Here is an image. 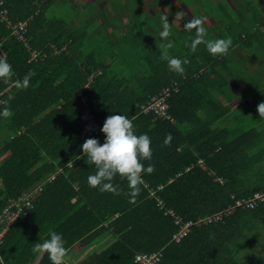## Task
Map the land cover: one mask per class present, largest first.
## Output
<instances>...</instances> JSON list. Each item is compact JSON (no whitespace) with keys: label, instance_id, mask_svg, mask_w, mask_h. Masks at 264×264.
Wrapping results in <instances>:
<instances>
[{"label":"trees","instance_id":"1","mask_svg":"<svg viewBox=\"0 0 264 264\" xmlns=\"http://www.w3.org/2000/svg\"><path fill=\"white\" fill-rule=\"evenodd\" d=\"M52 1L0 0V11L5 9L11 21L28 20L25 43L0 16V53H6L15 73L12 83L0 80V97H11L13 113L10 118L0 115V156L7 152L0 160V211L8 198L42 186L33 207L4 234V264H51L47 253H33L32 247L52 231L62 235L67 248L87 236L104 237V247L76 264H136V254L152 252H160L159 264H264V237L253 236L264 232V201L236 209L223 223L193 224L180 242L172 240L178 228L175 216L195 222L264 188V117L257 112L264 102V0L126 2L129 19L122 29L121 0H54L73 6L74 17L68 18L48 16ZM87 9L94 17L88 21L84 15L82 24L77 15ZM98 11L102 16L95 19ZM162 16L171 23L170 55L190 61L182 76L160 58L158 45L167 42L160 36ZM194 16L206 17L208 39L232 38L227 55L212 56L204 44L191 50L195 32L183 25ZM52 44L58 49L64 45L65 51L53 55ZM32 49L39 51L35 60H29ZM252 62L258 65L255 70L249 67ZM29 70L35 73L29 87L16 88L14 82ZM165 87L172 90L167 110L174 122L141 111ZM85 108L101 128L107 116L122 114L133 121L137 135L151 138L152 157L142 162L152 171L143 174L147 186L141 185L135 203L119 175L112 181L116 192L88 185L87 177L96 169L85 163L81 145L88 138L101 144L104 139L81 119ZM182 112L192 113L193 120L181 118ZM201 113L209 122L229 119L230 113L231 126L241 122L242 130L233 125L230 140L207 151V133L197 130L198 121L205 123ZM169 133L172 139L165 145ZM194 142L200 153L187 148Z\"/></svg>","mask_w":264,"mask_h":264},{"label":"clouds","instance_id":"2","mask_svg":"<svg viewBox=\"0 0 264 264\" xmlns=\"http://www.w3.org/2000/svg\"><path fill=\"white\" fill-rule=\"evenodd\" d=\"M177 15L183 17V13H177ZM205 21L206 17L194 16L183 25L185 31L195 32L190 43L191 50L195 52L199 45L204 44L212 56L227 55L233 44L232 38L227 36L208 39V32L204 27ZM161 26L160 36L167 42L158 45L160 58L167 62L170 71L182 76L185 73L184 66L190 61L186 58L180 59L170 55V49L174 47V42L169 39L172 29L167 16L161 17ZM14 75L6 53H0V80L12 83ZM34 75L35 73L29 70L22 80L14 82L15 87L21 90L27 89ZM10 99L11 97L7 100H0V105H4L0 115L5 118H10L13 115L10 106H8ZM257 112L260 117H264V102L257 105ZM100 131L105 136L102 144L96 138H88L81 145L85 163L94 165L96 169L94 174L87 177L88 185L92 188H98L101 192H116L118 185H114L112 181L119 175L127 181L131 202L135 203L143 184V174L146 171H152L151 165L146 169L142 162L150 160L152 157L151 138L147 134L137 135L134 131L133 121L122 114L107 116ZM171 139L169 133L165 138V145L170 144ZM76 159H81V157L77 156ZM32 252L36 254L47 253L51 264H66V257L69 255V249L65 247V240L61 234L55 231L49 233V238L34 243ZM0 264H4L2 256H0Z\"/></svg>","mask_w":264,"mask_h":264},{"label":"built area","instance_id":"3","mask_svg":"<svg viewBox=\"0 0 264 264\" xmlns=\"http://www.w3.org/2000/svg\"><path fill=\"white\" fill-rule=\"evenodd\" d=\"M1 4V2H0ZM1 20H5L6 27L11 29V33L18 39L26 43L25 33L27 30L28 20H17L15 22L11 21L6 16V10H1ZM39 55V51L36 49H32L30 51L29 60H35ZM172 90H177V87L174 86ZM169 87H165L161 90L158 95L152 96L149 101L141 106V111L144 113L152 112L155 114L156 118H166L173 121V118L168 113V104L167 98L172 91ZM78 96H80V100L82 102L86 101V97L82 95V90L78 92ZM0 100L1 97H0ZM81 119L86 122L87 128L91 130L95 135H99L101 139H105L104 134L100 131L101 127L99 123H97L92 117L88 108H85L81 111L80 114ZM3 156H0V160ZM71 166V163H69ZM54 178V174H52L48 179L52 180ZM3 186L2 179L0 177V188ZM42 186L38 185L34 189L24 192L16 198H8L6 200L5 205L0 211V245L2 243V239L4 237L5 232L7 231L10 224L20 215L26 213L27 210L33 207V200L41 191ZM264 201V188L263 190H259L253 194L252 197L246 199H236L235 204L242 207L243 209H251L254 208L258 203ZM158 205L161 207V201L158 200ZM231 207H228L224 211H220L206 217H202L197 219L195 222L193 221H183L181 217L175 216V223L178 225L177 231L172 235V240L175 242H180V240L190 231V227L194 225H199L202 223H212L222 221L223 218L231 212ZM169 212L171 215L172 211ZM160 252H152V253H138L134 256V263L136 264H159L160 262Z\"/></svg>","mask_w":264,"mask_h":264},{"label":"crops","instance_id":"4","mask_svg":"<svg viewBox=\"0 0 264 264\" xmlns=\"http://www.w3.org/2000/svg\"><path fill=\"white\" fill-rule=\"evenodd\" d=\"M90 1V0H89ZM100 17L98 16H95V19H99ZM113 33V32H112ZM114 39V38H113ZM51 47H52V49H53V52H52V54L53 55H55V54H58L59 52H63V51H65L64 49H65V46L64 45H62L59 49L54 45V44H52L51 45ZM241 55V54H240ZM97 72H99V70L97 71ZM2 99V98H1ZM220 100H221V103L223 104V105H225L226 104V101H225V99H223V98H219ZM3 100V99H2ZM239 110L240 111H242V101L240 102V106H239ZM201 118L204 116V118H202V120H204L205 121V123L204 122H202V121H198V123H197V121H196V123L198 124L197 125V130H199V129H201L204 133H207V137H208V139H209V141H208V143H207V145H206V149H207V151L210 149V148H212V147H216V149H218L219 147H220V145L222 144V142L223 143H226V142H228L229 140H230V135H229V130H231V128H232V126L234 125V127H238L240 130H242V123L240 122L238 125H236V124H233L232 126H231V120H230V113H228V117H229V119H226V118H222V121L221 122H219V120L218 121H216V122H209V120L207 119L206 120V118H205V115L206 114H198ZM181 118H184L185 116H187V117H189L191 120H193V115H192V113H185V116L183 115V112L181 113ZM156 118V117H155ZM172 122H174V119H173V121ZM228 130V131H227ZM200 131V130H199ZM220 133H221V136H218V140H214V138H215V136L216 135H220ZM210 134V135H209ZM221 142V143H220ZM195 143V144H194ZM192 145H189V146H187V148H189L190 150H192V149H198V152H199V142H194ZM202 149L203 148H201V152H203L202 151ZM200 153V152H199ZM5 154H7V152L6 153H4V154H2V155H4L5 156ZM3 156V157H4ZM2 157V158H3ZM203 158H199L198 159V161H197V163H200V164H202L203 163ZM72 165V164H71ZM61 171V169L60 168H58L57 169V171H56V173H59ZM51 176V175H50ZM49 176V177H50ZM0 177H1V175H0ZM48 177V178H49ZM1 179H2V177H1ZM143 179V178H142ZM2 183H3V179H2ZM143 183H144V185H146L147 186V183H146V181L143 179ZM3 187V186H2ZM1 187V188H2ZM0 188V189H1ZM152 193H154V191L153 190H151V189H149V197H151V194ZM236 199H239V198H236ZM236 199L234 200V203L233 204H229L228 205V207H231V212H229L224 218H223V220L222 221H219V222H212V223H202V224H205V225H209V224H219V223H223L224 221H225V218L226 217H228V216H230L236 209H238V208H240L241 210L243 209L242 207H240V206H238V205H236L235 204V201H236ZM72 200L74 201V198H72ZM227 207V208H228ZM226 210V209H225ZM246 210H248V209H246ZM28 211V210H27ZM26 211V212H27ZM220 211H224V210H219V211H216V212H214V213H217V212H220ZM214 213H212V214H214ZM25 214V213H24ZM23 214V215H24ZM21 215V214H20ZM239 224H241V221L239 222ZM200 225V224H199ZM241 226H239V228H240ZM28 229H30L31 230V228H30V226H28ZM84 239H85V243L84 242H82V241H84ZM84 239L83 240H81V242H79V244H77V245H75V246H73V247H71V248H68L69 249V255H68V257H66V264H76L78 261H80V260H82V258L83 257H85L89 252H91V251H95V250H98V249H100V248H102L103 246L102 245H104L105 244V242H104V237H102V236H96V237H84ZM24 242H25V236H23L22 237V239H21V241H20V243H19V248H22V245L24 244ZM95 243H98V246L96 247L94 244ZM18 245V244H17ZM29 264H35V263H29Z\"/></svg>","mask_w":264,"mask_h":264},{"label":"rangeland","instance_id":"5","mask_svg":"<svg viewBox=\"0 0 264 264\" xmlns=\"http://www.w3.org/2000/svg\"><path fill=\"white\" fill-rule=\"evenodd\" d=\"M84 1H89V0H84ZM91 1V0H90ZM142 1H143V3H142ZM145 1V2H144ZM146 1L147 0H121V4L124 6V5H126V2L128 3H130L129 4V6L133 3V6H136V3L137 4H140V5H142V4H145L146 3ZM255 1H257V0H255ZM142 3V4H141ZM159 3V2H158ZM157 4V1H156V3H152V6H150L151 7V9H149V11L150 10H152V9H154V6H157L158 7V5H156ZM99 8H100V6H98ZM74 8H73V6H71L70 4H66V3H64V4H56L55 3V1L53 0L52 2H51V6H50V8L48 9V11H47V14H48V16H51L52 14L53 15H55V17H64V18H68V17H74V16H72V15H74V13L72 12V10H73ZM92 11L93 10H91V9H87V11L85 12V14L84 13H80L81 15H77V17H78V19H80V23H82V24H84L86 21H85V19H86V17L88 18V21H91V19L94 17V14L93 15H91L92 14ZM140 11H142L143 12V9L141 10L140 9ZM151 12V11H150ZM174 12H176V13H174ZM173 13L174 14H176L177 15V11L175 10ZM95 13V12H94ZM152 13V12H151ZM99 14V15H98ZM86 17H85V16ZM95 16H102V14H100V12L98 11V13H96L95 14ZM178 16V15H177ZM121 19H122V22H123V24L122 25H120V28L122 29V28H125V26L127 25V22H128V17H127V13H126V10H125V6H124V8H123V13L121 14V17H120ZM252 56V55H251ZM263 63H264V57H263ZM249 67H252V68H254V70L258 67V65H257V63H253L252 62V64H250L249 65ZM81 91V90H80ZM247 102H250V100H247ZM6 155V154H5ZM1 156H4V155H1ZM256 239L257 238H260V239H262L263 237H264V232L261 234V233H258V234H255V235H253ZM96 247L98 246V243H95L94 244ZM105 245V244H104ZM104 245H102L103 247H104Z\"/></svg>","mask_w":264,"mask_h":264}]
</instances>
